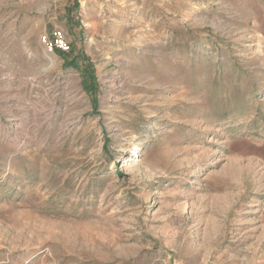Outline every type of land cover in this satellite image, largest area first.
<instances>
[{
  "label": "rangeland",
  "instance_id": "1",
  "mask_svg": "<svg viewBox=\"0 0 264 264\" xmlns=\"http://www.w3.org/2000/svg\"><path fill=\"white\" fill-rule=\"evenodd\" d=\"M0 264H264V0H0Z\"/></svg>",
  "mask_w": 264,
  "mask_h": 264
},
{
  "label": "built area",
  "instance_id": "2",
  "mask_svg": "<svg viewBox=\"0 0 264 264\" xmlns=\"http://www.w3.org/2000/svg\"><path fill=\"white\" fill-rule=\"evenodd\" d=\"M44 42L49 51H54V49H60L62 51L70 50V45L64 39L60 31H55L51 37H44Z\"/></svg>",
  "mask_w": 264,
  "mask_h": 264
},
{
  "label": "trees",
  "instance_id": "3",
  "mask_svg": "<svg viewBox=\"0 0 264 264\" xmlns=\"http://www.w3.org/2000/svg\"><path fill=\"white\" fill-rule=\"evenodd\" d=\"M68 65L77 66V64L74 63L73 61H70V62L68 63Z\"/></svg>",
  "mask_w": 264,
  "mask_h": 264
}]
</instances>
